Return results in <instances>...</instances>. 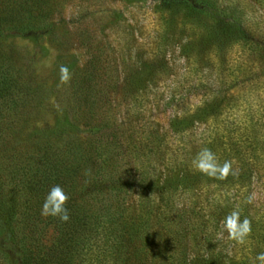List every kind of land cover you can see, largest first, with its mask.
Segmentation results:
<instances>
[{
  "label": "trees",
  "instance_id": "1",
  "mask_svg": "<svg viewBox=\"0 0 264 264\" xmlns=\"http://www.w3.org/2000/svg\"><path fill=\"white\" fill-rule=\"evenodd\" d=\"M158 1L169 15L180 14L204 29L206 43L240 44L264 58V39L253 35L237 15L221 9L202 24L205 12L216 8L213 0ZM60 2L0 0V41L53 34L56 22L51 15ZM4 59L0 55V214L6 216L4 232L17 251L18 264H154L161 234L170 238L178 254L176 264H217L214 235L224 213L238 210L241 220L247 217L250 234L262 229L257 224L261 218L251 213L252 178L258 168L264 169L263 143L255 129L243 127L239 139L229 136L220 143L214 125L202 130L201 144L193 150L187 132L192 120L172 124L178 141L172 150L168 148V177L161 184L160 176L151 172L152 165L147 171L142 161L140 176L135 177L124 173L120 132L103 109L114 100L111 75L101 76L94 63L73 80L72 120L87 128L85 136L44 127L22 138L36 96L25 83L10 78L3 69ZM218 92L212 89L213 99L203 109L205 113L210 109L212 119L223 102ZM203 148H209L220 164L231 162L226 179L194 167L193 159ZM55 184L69 197L66 222L41 215L45 195ZM48 229L50 238H46ZM258 237H250L256 240V252L244 255L238 264H254L257 253L264 251V232ZM187 249L207 252L188 259Z\"/></svg>",
  "mask_w": 264,
  "mask_h": 264
},
{
  "label": "rangeland",
  "instance_id": "2",
  "mask_svg": "<svg viewBox=\"0 0 264 264\" xmlns=\"http://www.w3.org/2000/svg\"><path fill=\"white\" fill-rule=\"evenodd\" d=\"M60 1L51 15L56 22L53 34L37 40L10 36L0 41L3 69L36 96L22 138L44 127L86 135L87 128L72 120V83L78 73L89 71L95 63L101 76L111 75L115 81L110 91L114 100L103 109L120 132L124 173L140 176L142 161L147 171L152 165L153 176H160L162 184L168 177V148L172 150L178 141L170 126L187 119L192 120L187 132L193 150L201 144L202 130L215 125L220 143L229 136L239 139L243 127L255 129L264 154V58L258 52L240 44L214 47L206 43L204 29L180 14L169 15L158 0ZM213 1L216 8L205 12L202 24L224 10L237 15L253 35L264 39V0ZM61 65L71 73L67 84L59 80ZM213 88L219 90L223 102L212 119L210 109L208 113L203 109L213 99ZM134 155L136 160H130ZM250 193L251 213L261 218L257 224L262 229L255 228L241 244L229 238L221 222L214 235L217 264L231 260L238 264L244 255L256 252V240L250 237L258 239L264 232V169L255 171ZM5 224L2 213L0 264H18ZM51 234L48 229L46 238ZM160 238L153 252L154 264H176L178 254L170 238L164 234ZM206 252L187 249V256L191 259Z\"/></svg>",
  "mask_w": 264,
  "mask_h": 264
},
{
  "label": "clouds",
  "instance_id": "3",
  "mask_svg": "<svg viewBox=\"0 0 264 264\" xmlns=\"http://www.w3.org/2000/svg\"><path fill=\"white\" fill-rule=\"evenodd\" d=\"M70 79L71 73L68 67L61 65L59 67L60 83L67 84ZM193 165L201 173L221 180L226 179L232 170L231 162L225 161L223 164H220L215 154L209 148H203L197 153L193 159ZM68 199L67 193L60 185H52L42 203L41 215L45 217H59L61 221L66 222L69 219L68 209L65 207ZM248 202H251V198H249ZM222 228L228 233L230 239L242 244L251 233V221L247 217L241 220L240 212L233 210L224 218ZM255 261L264 264V251L257 253Z\"/></svg>",
  "mask_w": 264,
  "mask_h": 264
}]
</instances>
